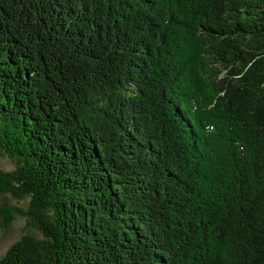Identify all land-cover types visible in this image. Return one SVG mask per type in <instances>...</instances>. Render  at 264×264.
I'll use <instances>...</instances> for the list:
<instances>
[{
  "label": "trees",
  "instance_id": "obj_1",
  "mask_svg": "<svg viewBox=\"0 0 264 264\" xmlns=\"http://www.w3.org/2000/svg\"><path fill=\"white\" fill-rule=\"evenodd\" d=\"M0 148V264H264V0H0Z\"/></svg>",
  "mask_w": 264,
  "mask_h": 264
},
{
  "label": "rangeland",
  "instance_id": "obj_2",
  "mask_svg": "<svg viewBox=\"0 0 264 264\" xmlns=\"http://www.w3.org/2000/svg\"><path fill=\"white\" fill-rule=\"evenodd\" d=\"M14 168V160L6 156L4 151L0 148V169L12 171ZM5 202H9L11 204V202L14 203V200L10 195H2L0 193V204H3ZM3 227V220L0 215V257L4 254L7 248L23 233L21 219L14 220V222L8 227Z\"/></svg>",
  "mask_w": 264,
  "mask_h": 264
}]
</instances>
